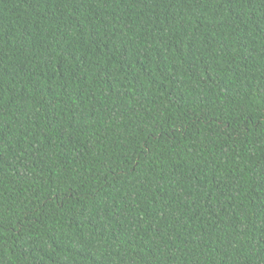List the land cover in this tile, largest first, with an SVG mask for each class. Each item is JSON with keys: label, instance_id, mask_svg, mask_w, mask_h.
I'll return each mask as SVG.
<instances>
[{"label": "trees", "instance_id": "trees-1", "mask_svg": "<svg viewBox=\"0 0 264 264\" xmlns=\"http://www.w3.org/2000/svg\"><path fill=\"white\" fill-rule=\"evenodd\" d=\"M0 264H264V0H0Z\"/></svg>", "mask_w": 264, "mask_h": 264}]
</instances>
